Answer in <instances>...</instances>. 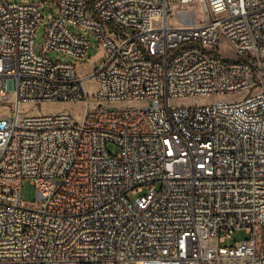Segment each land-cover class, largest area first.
<instances>
[{
  "label": "built area",
  "instance_id": "obj_1",
  "mask_svg": "<svg viewBox=\"0 0 264 264\" xmlns=\"http://www.w3.org/2000/svg\"><path fill=\"white\" fill-rule=\"evenodd\" d=\"M0 107V264H264V0H0Z\"/></svg>",
  "mask_w": 264,
  "mask_h": 264
},
{
  "label": "rangeland",
  "instance_id": "obj_2",
  "mask_svg": "<svg viewBox=\"0 0 264 264\" xmlns=\"http://www.w3.org/2000/svg\"><path fill=\"white\" fill-rule=\"evenodd\" d=\"M9 2H14V3H19V4H31V3H38V2H43V0H7ZM41 11L43 13L44 19L42 21V24L39 27V30L36 34V49L38 52L41 51L42 45L44 43L45 39V32H46V27L50 24L52 21L51 15L56 12L55 7H52V5L48 2L46 3L45 7L41 8ZM199 16L200 11H198ZM69 29L73 33H81V30H79L76 27L69 26ZM132 32V31H130ZM89 34V39L91 42V47L89 50V56L88 60H86L83 64L79 65V73L80 75L84 76L86 73H89L95 66L99 67L102 62L104 61V55L102 53L101 47L98 43V41ZM224 54L228 57L234 58L235 55L226 45V43L222 42L219 43ZM49 57L53 60L57 61H63V62H70L73 59L66 57L63 54L51 52L49 54ZM97 89V84L95 82H91L88 85V92L90 95V98L93 100L94 95L96 93ZM249 95V92H244L242 93L238 98L244 99ZM13 97L11 96V101ZM210 102L208 99L203 100V99H196L194 100L193 104L195 105H200L204 103ZM191 101L188 99H180L177 101V104H190ZM22 110L24 113H28L29 115L33 116H43V115H53L55 113H67L73 115V117L76 119V121L81 122L83 118L82 110H84V107L82 105L76 104V103H61V104H52V103H43L41 107H32L30 105H24L22 107ZM4 109L0 107V114L3 112ZM109 151H115V148L113 146H109ZM22 188V197L24 202L27 204V206H36L37 205V189L36 187L31 183L30 180L25 179L22 181L21 184ZM129 199L131 201H134L136 199V196L129 194ZM249 233L245 230H238L234 232L229 239H226L225 243L222 244L221 246L225 247H235L237 246L240 242L245 241L249 238Z\"/></svg>",
  "mask_w": 264,
  "mask_h": 264
}]
</instances>
